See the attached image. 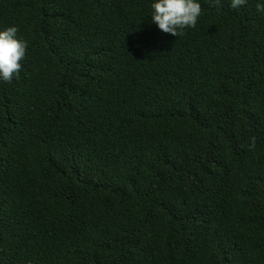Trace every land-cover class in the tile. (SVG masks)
<instances>
[{"label":"trees","instance_id":"16d2710c","mask_svg":"<svg viewBox=\"0 0 264 264\" xmlns=\"http://www.w3.org/2000/svg\"><path fill=\"white\" fill-rule=\"evenodd\" d=\"M0 0V264H264V11Z\"/></svg>","mask_w":264,"mask_h":264},{"label":"clouds","instance_id":"9594fccd","mask_svg":"<svg viewBox=\"0 0 264 264\" xmlns=\"http://www.w3.org/2000/svg\"><path fill=\"white\" fill-rule=\"evenodd\" d=\"M212 2L219 4L220 0ZM246 2L230 0L229 7L239 9ZM257 11H264V0H258ZM200 14L199 0H150V21L162 33L176 36L179 30L194 27ZM16 33L14 25L0 29V81L3 82H10L18 75L19 61L25 56L26 42Z\"/></svg>","mask_w":264,"mask_h":264}]
</instances>
